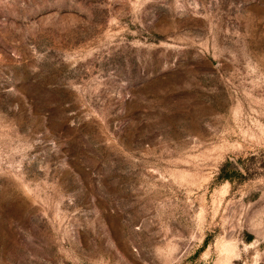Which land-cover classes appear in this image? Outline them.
<instances>
[{"label":"rangeland","instance_id":"1","mask_svg":"<svg viewBox=\"0 0 264 264\" xmlns=\"http://www.w3.org/2000/svg\"><path fill=\"white\" fill-rule=\"evenodd\" d=\"M0 264H264V0H0Z\"/></svg>","mask_w":264,"mask_h":264}]
</instances>
